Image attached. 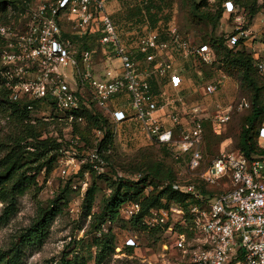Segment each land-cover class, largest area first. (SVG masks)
<instances>
[{
	"label": "built area",
	"instance_id": "1",
	"mask_svg": "<svg viewBox=\"0 0 264 264\" xmlns=\"http://www.w3.org/2000/svg\"><path fill=\"white\" fill-rule=\"evenodd\" d=\"M25 8L24 21L0 26V75L11 91V99L51 101L65 115L68 132L74 123L84 122L86 112L98 107L108 113L115 132L134 123L155 144L174 147L176 161L188 157L190 173L200 182L219 186L228 178V188L207 201L195 185L176 186L183 193L193 194L202 206H191L188 215L177 206L153 210L144 224L150 229L160 227L165 235L175 237L176 249L185 255L181 264H264V122L258 137L261 155L248 159L239 149L221 152L204 167L203 122L210 119L216 127H225L231 111L221 108L210 117L200 106L188 109L178 94L171 100L173 105L180 104L179 111L170 116L171 127L155 115L167 93L155 91L152 78L168 80L174 91H179L183 83L166 54L175 52L212 65L215 55L211 47L183 39L176 29H170L164 40L161 33L151 31L127 41L113 22L105 0H57L36 8L25 2ZM224 8L226 14L238 13L230 0ZM236 19L240 21L241 17ZM64 26L71 29L67 37H63ZM87 33L97 34V42L104 47L107 57L100 65L92 51H79L73 43V37L82 38ZM242 36V32L231 36L228 45H236ZM137 52L145 55L153 69L140 70ZM257 68L264 78V61H259ZM218 87L217 82H211L204 92L213 95ZM120 98H126L125 105H116ZM241 107L248 108L249 104L243 101ZM95 135L100 141L103 132L95 131ZM71 142L78 145L80 139L75 137ZM87 162L98 172L104 164L98 150L78 164ZM139 211L137 204L123 209L128 220ZM125 244L136 246V241L128 238Z\"/></svg>",
	"mask_w": 264,
	"mask_h": 264
},
{
	"label": "rangeland",
	"instance_id": "2",
	"mask_svg": "<svg viewBox=\"0 0 264 264\" xmlns=\"http://www.w3.org/2000/svg\"><path fill=\"white\" fill-rule=\"evenodd\" d=\"M8 1L0 7V26L19 23L26 14L25 2L31 3L32 8L40 4L54 3L57 0H0ZM107 9L121 33H147L151 30L145 18V10L149 0H105ZM161 3L165 9L162 15L161 29H178L190 40L199 44H211L213 38H223L225 41L237 33H243L244 46L246 51L257 58H264V0H257L256 8L258 13L254 18L249 15V9L237 4V15L224 13L217 28L207 21L199 19L194 10L192 0H155ZM229 0H202V7L199 13H215L220 5ZM24 6V8H23ZM5 9V12H4ZM167 17V18H166ZM236 17H241L240 21ZM169 21L165 22L166 19ZM24 21V20H23ZM63 30L68 33L70 28L64 26ZM165 36H163V39ZM96 47V44H95ZM101 58V57H100ZM97 58V64L101 59ZM117 64H119L117 62ZM222 62L213 67H204L198 59H191L185 63L187 78L191 80V88L187 92V105H197L207 109L205 115L213 117L221 108L231 111V122L219 128L209 126L204 131V167L219 157L221 152L238 150L237 145L242 126L250 115L251 106L241 107L243 101L251 103L253 94L242 82L241 75L235 69L223 71ZM2 58L0 56V69ZM201 70V71H200ZM221 81L222 85L215 94L203 96L204 87L211 83ZM1 90V87H0ZM49 103L38 106L37 112L33 114L40 118H49L56 114ZM210 120V119H207ZM210 122V121H208ZM5 121L0 113V132L5 126ZM54 126L51 130L54 131ZM218 132H214V130ZM115 130V129H114ZM5 133V131L3 132ZM66 139L70 140V132L63 131ZM2 134H0V137ZM53 136H58L54 131ZM97 136L93 133L91 139ZM151 141V140H150ZM149 140H134L133 136L120 135L117 131L114 134V149L106 153L107 165L94 175L83 171V165H79L84 156L79 150L68 149L62 154L59 163L49 174H42L39 178V188H32L24 197L19 200V209L16 216L0 232V251H7L17 236L25 228L29 227L36 214L37 202L48 204L57 197L64 198L63 213L54 221L51 227V235L46 243L36 250H29L24 254L25 264H64L74 261L75 255L88 260L87 264H96L94 258L96 249L93 247V240L96 234L89 233L90 219L83 218L84 201L86 191L96 182L100 187L94 205V212H98L104 197L109 195L108 182L106 179L116 180L122 178L132 183H139L147 174L146 164L152 166L155 163H162L165 170H169L180 180V186L195 185L198 189L202 185L198 178L190 173L188 157L178 162L170 155ZM92 150V149H91ZM66 171V174L63 173ZM102 177V179H100ZM213 194L208 195L207 200L213 199L224 186H210ZM212 197V198H211ZM2 204L0 203V214ZM134 228L129 224L126 226L118 223L114 227V234L117 241L115 254L103 264H181L185 255L176 249L174 236L169 234L161 235L144 229ZM128 238L136 241L132 254L124 250V243Z\"/></svg>",
	"mask_w": 264,
	"mask_h": 264
},
{
	"label": "trees",
	"instance_id": "3",
	"mask_svg": "<svg viewBox=\"0 0 264 264\" xmlns=\"http://www.w3.org/2000/svg\"><path fill=\"white\" fill-rule=\"evenodd\" d=\"M194 10L198 14V18L202 21H207L217 28L225 13L224 4L216 7L215 13L200 12L202 0H192ZM240 4L243 8L249 9V15L254 18L258 13L256 8L257 0H233ZM8 1H0V7L7 4ZM237 6V4H235ZM24 8V6H23ZM5 12V9H4ZM161 3L155 0H149L145 18L147 24L152 31H157L165 36L170 30L164 31L161 29L162 15L165 13ZM115 23L113 16H111ZM167 18V17H166ZM165 18V19H166ZM169 21L166 19L165 22ZM116 24V23H115ZM118 27V25L116 24ZM122 37L127 39H135L143 33H130L123 35L118 27ZM177 32L183 39L190 40L187 36L177 29ZM238 34V33H237ZM235 34V35H237ZM68 34L63 30V37ZM97 34H85L84 37H73V43L79 51L89 50L94 53L95 59L101 60L106 58L104 47L97 42ZM163 39V37H162ZM163 39V40H164ZM230 37L213 38L211 47L215 55V61L212 65H204V67H213L215 64L222 62V70L230 71L236 69L241 75L243 84L252 92L253 97L249 107L251 106L250 115L246 118L242 126L238 147L242 154L251 159L253 156L261 155L263 150L259 143V130L264 122V78L257 68L259 61H264V58H257L246 51L244 39L240 38L236 45L229 46ZM129 41V40H127ZM192 41V40H191ZM196 44V41H192ZM0 39V46H2ZM96 44V47H95ZM110 56V55H109ZM136 61L140 64V70L147 68L153 69V64L147 63L145 55L137 52L135 55ZM193 59V58H192ZM196 59V58H194ZM201 71V70H200ZM221 87L222 82L216 81ZM153 89L158 91L157 83H152ZM157 85V87H156ZM0 113L2 120L5 121V126L1 129L0 134V203L2 204V212L0 214V232L6 227L11 220L16 216L19 209V200L24 197L32 188H39L38 178L42 174L49 175L59 163L60 157L68 149L79 150L83 156L88 155L93 150H98L104 165H107L108 157L106 153L114 149V124L108 113L98 107H93L92 112L84 114L85 120L83 123H74L71 126L70 140L66 139L63 131L67 129L65 115L58 111L51 101H30L27 98L15 102L11 99V91L6 87L5 80L0 75ZM218 87V88H219ZM52 105L53 111L48 119L35 116L38 106L43 103ZM210 121V122H208ZM231 122L227 123V125ZM204 128L216 127L211 120H204ZM226 125V126H227ZM55 127L54 131L58 136L54 137V131L51 127ZM180 125H177V132ZM214 130V128H213ZM5 131V133H3ZM95 131H102L103 136L95 143V138L91 139V135ZM214 132H216L214 130ZM218 132H216L217 134ZM79 137L78 145L71 142V139ZM204 142L202 143V153L204 157ZM163 153L170 155L175 159L174 147L170 145L156 144ZM92 149V150H91ZM185 159V158H184ZM183 161V160H182ZM179 162V161H178ZM83 171H87L94 175L97 170L93 168L92 163L83 164ZM147 174L139 181L132 183L122 178L116 180L106 179L108 182L109 195L104 197L101 202V207L98 212H94L96 197L100 192V187L96 182H93L91 187L86 191L84 201L83 218L87 221L90 219L89 233L96 234L93 240V247L96 249L94 258L96 264L105 263L112 257L117 249L116 236L114 227L118 223L131 225L134 228H140L159 233L165 236L162 228L150 229L144 224V219L150 215L153 210L170 209L173 206L182 208L187 215L191 206H202L193 194H186L176 189L180 185L178 177L174 176L169 170H165L162 163H155L152 166L146 164ZM102 179V177L100 178ZM197 191L202 194L205 199L208 195H215L209 188L210 186L201 182ZM228 188L230 180L228 178L220 181V185ZM219 185V186H220ZM197 188V187H196ZM40 191V189H38ZM223 190L218 192L220 194ZM212 198V197H211ZM207 201V199L205 200ZM64 198L57 197L48 204L37 202L35 217L29 227L25 228L17 236L7 251H0V264H25L23 261L24 254L29 250H36L42 247L51 235V227L54 221L63 213ZM131 204H137L140 211L131 220H128L123 209ZM137 244V243H136ZM135 246H127L124 243V250L132 254ZM88 260L79 255H75L74 261L64 264H87Z\"/></svg>",
	"mask_w": 264,
	"mask_h": 264
},
{
	"label": "crops",
	"instance_id": "4",
	"mask_svg": "<svg viewBox=\"0 0 264 264\" xmlns=\"http://www.w3.org/2000/svg\"><path fill=\"white\" fill-rule=\"evenodd\" d=\"M109 12V11H108ZM166 56H168L170 59H172V61L174 62L178 72L180 73L182 79H183V83L181 86V89L179 91H174L171 88V85L168 84V80L166 79H162L158 76H155V78H152V82L153 83H157L158 85V91L159 92H165L166 95H164L160 100L161 103V109L159 111L156 112V116L159 117L162 121V123L167 126V127H171L172 123H171V119L170 116L177 113L179 111L180 108V104L177 103L176 105H173L171 103L172 98L175 99L177 97L178 94H181L182 98H184V102L185 105L188 109L193 108L194 106L197 105H187V92L188 90L191 88V80H189L187 78V73L185 71V63L190 62V60L192 58H184L182 55L175 53V52H171V53H167ZM156 85V87H157ZM203 96H206L205 92L203 91ZM172 96V97H171ZM126 98H120L116 100V105L118 106H122L126 104ZM125 103V104H124ZM118 133L120 135L124 134L126 136H130L134 138V140L138 141V140H149L148 136H146L140 129L139 127H137L134 123H132V125L129 124V126H120V129H118ZM151 142V141H150Z\"/></svg>",
	"mask_w": 264,
	"mask_h": 264
}]
</instances>
